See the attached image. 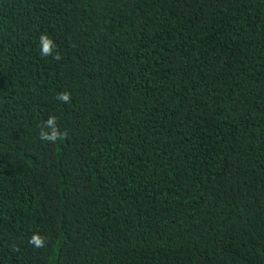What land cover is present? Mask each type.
I'll return each instance as SVG.
<instances>
[{
    "label": "trees",
    "instance_id": "16d2710c",
    "mask_svg": "<svg viewBox=\"0 0 264 264\" xmlns=\"http://www.w3.org/2000/svg\"><path fill=\"white\" fill-rule=\"evenodd\" d=\"M0 264H264V0H0Z\"/></svg>",
    "mask_w": 264,
    "mask_h": 264
},
{
    "label": "clouds",
    "instance_id": "9594fccd",
    "mask_svg": "<svg viewBox=\"0 0 264 264\" xmlns=\"http://www.w3.org/2000/svg\"><path fill=\"white\" fill-rule=\"evenodd\" d=\"M39 44L40 55L42 57L50 56L58 62L62 60L55 41L47 33H41L39 36ZM55 98L61 103L68 104L72 100V94L69 91H63L57 93ZM38 128V137L41 141L55 144L60 140L66 139L68 136L67 130L60 129L58 117L55 115H50L46 120L42 121L38 125ZM29 243L36 248H43L46 243V238L36 232L30 237Z\"/></svg>",
    "mask_w": 264,
    "mask_h": 264
}]
</instances>
